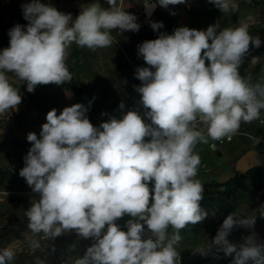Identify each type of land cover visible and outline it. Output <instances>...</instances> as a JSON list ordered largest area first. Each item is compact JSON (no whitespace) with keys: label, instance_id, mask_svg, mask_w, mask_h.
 Returning a JSON list of instances; mask_svg holds the SVG:
<instances>
[{"label":"clouds","instance_id":"clouds-1","mask_svg":"<svg viewBox=\"0 0 264 264\" xmlns=\"http://www.w3.org/2000/svg\"><path fill=\"white\" fill-rule=\"evenodd\" d=\"M156 2L167 9L187 0ZM106 3L108 7L98 0L82 4L75 19L41 0L22 4L28 23L10 28L9 46L0 51V116H11L22 103L13 77L28 93L41 85H64L72 80L66 64L72 44L95 51L113 45L114 30H140L137 17L118 0ZM208 3L222 13L238 9L236 0ZM149 23L153 31L164 27L163 22ZM261 44L247 22L160 32L137 46L147 65L134 73L140 81L133 85L139 99L126 111L121 101L119 118L93 125L87 113L95 97L59 114L56 108L49 110L39 136L27 134L31 147L19 170L37 194L25 212L30 232L51 241L74 232L90 241L73 264H180L181 231L208 216L201 207L205 189L197 179L201 158L196 145L231 139L241 123L260 119L264 81L252 83L240 68L250 49ZM256 211L264 218V205ZM125 216L129 218L121 226L118 221ZM256 220L229 213L207 246L197 247L194 254L206 257L215 248L231 258L229 264H264V240L254 231ZM238 229L249 234L237 243L230 237ZM29 247L40 248L39 240L31 239ZM14 259L11 246L0 249V264Z\"/></svg>","mask_w":264,"mask_h":264},{"label":"rangeland","instance_id":"rangeland-1","mask_svg":"<svg viewBox=\"0 0 264 264\" xmlns=\"http://www.w3.org/2000/svg\"><path fill=\"white\" fill-rule=\"evenodd\" d=\"M27 2L30 0H0V51L9 46V29L17 23H28L23 18L21 7ZM236 3L238 9L222 13L208 0H187L185 4L169 5L167 9L159 6L156 0H142L137 3V11L132 12L141 26L138 32L120 33L114 30L113 45L95 51L72 44L66 60L72 73L70 82L61 86H37L33 93H28L26 85H20L13 77V84L22 95V103L11 116H0V249L13 248L15 259L12 264H37L38 260L44 261V264H73L90 244V241L79 239L74 232L65 233L52 241L43 234L34 236L30 232L25 212L30 200L37 194L19 176V170L24 166L23 157L31 147L27 134L35 132L39 136L46 114L52 108H56L59 114L64 107L75 103L87 105L93 97L95 99L87 115L96 126L112 116L119 118L122 115L118 107L121 101L126 106L125 111L134 107L139 94L133 85L140 84L135 79V69L147 66L137 55V46L145 40L156 39L160 32L171 34L181 26L206 30L217 22L222 29L247 22L250 34L264 40V0H236ZM79 12L72 10L64 13H71L75 19ZM170 12L176 15H170ZM150 21L163 22L164 27L158 32L153 31ZM250 51L251 57L259 58L256 48ZM260 54L261 60H246L240 68L241 75L251 78L252 83L264 81V52ZM101 113L107 115L102 116ZM256 138L260 139L258 144L254 143ZM251 150L264 153V110L256 124L241 123L239 132L231 139H209L206 144L196 145L195 151L201 158L197 179L206 186L207 177L220 174V179L214 180L210 187L228 184L217 187L222 190L220 196L204 197L201 201V207L208 213L207 219L199 224H189L181 231L182 240L177 245L180 264H229L231 258L217 254L215 248L206 257L194 254L197 247L207 246L229 213L249 218L257 216L254 231L264 240V218H260L256 211L264 205V166L244 176H239L236 171L237 162ZM12 176H18V182L11 180ZM128 218L125 216L118 223L123 226ZM248 234V230L238 229L230 239L238 243L242 236ZM31 239L39 240L41 247L32 250L29 247ZM51 246L55 247V252L51 251Z\"/></svg>","mask_w":264,"mask_h":264},{"label":"crops","instance_id":"crops-1","mask_svg":"<svg viewBox=\"0 0 264 264\" xmlns=\"http://www.w3.org/2000/svg\"><path fill=\"white\" fill-rule=\"evenodd\" d=\"M139 1L142 0H118V2L120 3V5L127 11L129 12H134L137 11L138 9V5L137 3H139ZM41 2L44 3H50L52 4L54 7H56L59 11L61 12H68V11H72V10H81V5L82 4H89L94 2V0H41ZM98 2L103 6V7H108L106 0H98ZM131 5V7H129ZM262 41V44L259 48L257 49L258 52V56H259V60L262 59V56L260 53H262V51L264 52V40H262V37L260 38ZM261 50V51H260ZM251 51L249 52V54L247 55V57L245 58L246 60H250L252 59L251 57ZM258 122V120L253 121L251 123L256 124ZM237 171V169H236ZM238 172V171H237ZM239 175V174H238ZM221 177V175H215L212 177H207V179L205 180L206 186H204V197H216V196H220V194L222 193V190L220 188H212L210 187V184L213 183L214 180H219Z\"/></svg>","mask_w":264,"mask_h":264},{"label":"water","instance_id":"water-1","mask_svg":"<svg viewBox=\"0 0 264 264\" xmlns=\"http://www.w3.org/2000/svg\"><path fill=\"white\" fill-rule=\"evenodd\" d=\"M264 166V153L257 150L248 151L237 162L236 169L239 176H244L249 172Z\"/></svg>","mask_w":264,"mask_h":264},{"label":"trees","instance_id":"trees-1","mask_svg":"<svg viewBox=\"0 0 264 264\" xmlns=\"http://www.w3.org/2000/svg\"><path fill=\"white\" fill-rule=\"evenodd\" d=\"M11 180H13L14 182H18L19 177L18 176H12ZM228 183L226 184H218L217 187H223V186H227Z\"/></svg>","mask_w":264,"mask_h":264}]
</instances>
